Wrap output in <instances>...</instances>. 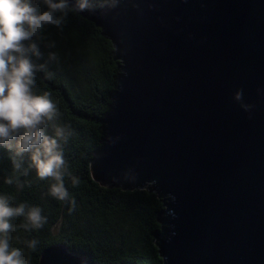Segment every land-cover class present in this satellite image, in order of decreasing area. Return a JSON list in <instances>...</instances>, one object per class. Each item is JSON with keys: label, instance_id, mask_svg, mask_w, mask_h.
I'll use <instances>...</instances> for the list:
<instances>
[{"label": "water", "instance_id": "water-1", "mask_svg": "<svg viewBox=\"0 0 264 264\" xmlns=\"http://www.w3.org/2000/svg\"><path fill=\"white\" fill-rule=\"evenodd\" d=\"M76 13L102 29L120 70L93 179L162 197L161 264H264V0H120ZM81 258L53 244L39 264Z\"/></svg>", "mask_w": 264, "mask_h": 264}, {"label": "trees", "instance_id": "trees-1", "mask_svg": "<svg viewBox=\"0 0 264 264\" xmlns=\"http://www.w3.org/2000/svg\"><path fill=\"white\" fill-rule=\"evenodd\" d=\"M92 2L100 8L103 0ZM43 36L38 41L43 56L37 63L46 64L54 75L46 79L45 73L38 71L33 90L37 94L49 92L63 114L61 122L70 124L75 131L64 146V154L70 173L80 178V184L73 186L71 179L65 177V186L77 207L69 213L65 202L50 194L42 195L47 193L51 181L38 180L34 172L22 178L32 182L22 190L6 184L13 166L10 153L0 148V194L15 197L14 203L41 207L48 219L40 230L13 232L10 245L24 247L16 236L37 239L38 251L32 253V264H39L41 251L53 244L65 245L88 264H161L155 233L161 227L158 217L164 208L162 197L147 188L103 186L91 174L93 154L105 135L102 119L110 109L120 72L111 41L100 27L76 12L68 14L62 28L47 26ZM50 41L55 42L54 48L47 47ZM52 52L57 55L55 61L49 59ZM61 217L62 225L54 230ZM22 222L23 217L13 220L14 225Z\"/></svg>", "mask_w": 264, "mask_h": 264}, {"label": "clouds", "instance_id": "clouds-1", "mask_svg": "<svg viewBox=\"0 0 264 264\" xmlns=\"http://www.w3.org/2000/svg\"><path fill=\"white\" fill-rule=\"evenodd\" d=\"M119 2L103 0L101 7L114 9ZM96 8L92 0H0V148L10 153L13 166V174L6 177L5 183L22 190L32 183L22 178L34 172L38 180L51 181L47 193L42 195L50 194L65 202L69 213L76 209L77 202L65 186V177L71 179L73 186L80 184V178L70 173L64 146L75 131L70 124L61 122L63 114L49 92L37 94L33 90L38 71L44 72L46 79L54 75L46 64L37 63L43 56L38 41L44 39L47 26L62 28L70 12L94 13ZM47 47L54 48L55 42L50 41ZM49 59L55 61L56 53H49ZM233 98L245 111L254 107L243 102L241 89L234 92ZM14 201L15 197L0 194V264H32V253L38 251L39 241L16 236L24 247H12L11 234L18 229L40 230L48 219L41 207ZM21 217L24 222L14 225L13 220ZM62 223L61 217L54 230ZM79 264L88 262L82 257Z\"/></svg>", "mask_w": 264, "mask_h": 264}, {"label": "rangeland", "instance_id": "rangeland-1", "mask_svg": "<svg viewBox=\"0 0 264 264\" xmlns=\"http://www.w3.org/2000/svg\"><path fill=\"white\" fill-rule=\"evenodd\" d=\"M163 227H164V224H162V226L160 227V229H159L160 233L158 234V236H156V238H155L156 240L166 236V233L162 230Z\"/></svg>", "mask_w": 264, "mask_h": 264}]
</instances>
